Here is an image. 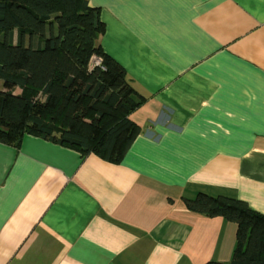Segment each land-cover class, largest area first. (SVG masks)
I'll use <instances>...</instances> for the list:
<instances>
[{
  "label": "crops",
  "instance_id": "obj_1",
  "mask_svg": "<svg viewBox=\"0 0 264 264\" xmlns=\"http://www.w3.org/2000/svg\"><path fill=\"white\" fill-rule=\"evenodd\" d=\"M144 103L119 162L26 134L0 142V264L228 262L224 194L264 215V0H88Z\"/></svg>",
  "mask_w": 264,
  "mask_h": 264
},
{
  "label": "trees",
  "instance_id": "obj_2",
  "mask_svg": "<svg viewBox=\"0 0 264 264\" xmlns=\"http://www.w3.org/2000/svg\"><path fill=\"white\" fill-rule=\"evenodd\" d=\"M103 32L88 0H0L1 143L17 148L30 134L121 160L140 131L128 116L145 97L103 51ZM184 202L237 225L231 260L207 264H264L263 214L224 194Z\"/></svg>",
  "mask_w": 264,
  "mask_h": 264
},
{
  "label": "rangeland",
  "instance_id": "obj_3",
  "mask_svg": "<svg viewBox=\"0 0 264 264\" xmlns=\"http://www.w3.org/2000/svg\"><path fill=\"white\" fill-rule=\"evenodd\" d=\"M92 61H94V57H93V60ZM0 89H1V81H0Z\"/></svg>",
  "mask_w": 264,
  "mask_h": 264
}]
</instances>
